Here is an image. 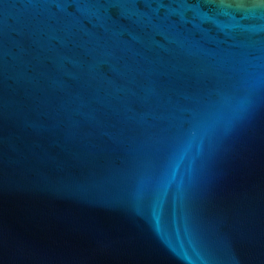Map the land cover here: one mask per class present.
Listing matches in <instances>:
<instances>
[{"label": "water", "instance_id": "95a60500", "mask_svg": "<svg viewBox=\"0 0 264 264\" xmlns=\"http://www.w3.org/2000/svg\"><path fill=\"white\" fill-rule=\"evenodd\" d=\"M0 264H264V0H0Z\"/></svg>", "mask_w": 264, "mask_h": 264}]
</instances>
